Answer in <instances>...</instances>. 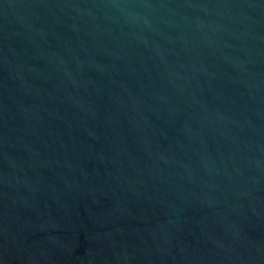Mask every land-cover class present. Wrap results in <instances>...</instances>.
Masks as SVG:
<instances>
[{
	"label": "water",
	"instance_id": "1",
	"mask_svg": "<svg viewBox=\"0 0 264 264\" xmlns=\"http://www.w3.org/2000/svg\"><path fill=\"white\" fill-rule=\"evenodd\" d=\"M0 264H264V0H0Z\"/></svg>",
	"mask_w": 264,
	"mask_h": 264
}]
</instances>
